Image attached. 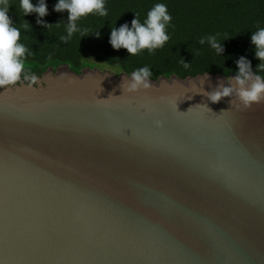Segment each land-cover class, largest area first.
Masks as SVG:
<instances>
[{
	"label": "water",
	"instance_id": "95a60500",
	"mask_svg": "<svg viewBox=\"0 0 264 264\" xmlns=\"http://www.w3.org/2000/svg\"><path fill=\"white\" fill-rule=\"evenodd\" d=\"M251 77L133 88L64 65L0 89V264H264V99L239 96Z\"/></svg>",
	"mask_w": 264,
	"mask_h": 264
},
{
	"label": "trees",
	"instance_id": "16d2710c",
	"mask_svg": "<svg viewBox=\"0 0 264 264\" xmlns=\"http://www.w3.org/2000/svg\"><path fill=\"white\" fill-rule=\"evenodd\" d=\"M40 2L30 0L33 6H39ZM43 2L47 11L43 17L34 12L23 16L18 9L19 0H12L9 9L13 26L21 28L18 42L26 47L27 67L20 80L41 77L48 68L57 70L64 65L81 73L88 59L119 67V73L126 74L147 67L148 78L157 81L162 76L187 79L208 73L237 77L238 62L244 58L250 65V75L264 77V71L259 70L262 62L255 56L251 41V35L264 27V0H105L108 16L92 14L81 18L77 22L81 31L71 38H67L66 32L67 11H54L58 0ZM157 3L167 5L172 17L166 28L167 43L135 56L124 48L114 49L110 44L112 28L118 30L123 25L131 28L135 13H139L143 23ZM210 38L219 44V50L211 47Z\"/></svg>",
	"mask_w": 264,
	"mask_h": 264
},
{
	"label": "clouds",
	"instance_id": "9594fccd",
	"mask_svg": "<svg viewBox=\"0 0 264 264\" xmlns=\"http://www.w3.org/2000/svg\"><path fill=\"white\" fill-rule=\"evenodd\" d=\"M13 6L12 0H0V89H7L17 84L21 79V73L26 69L24 54L26 47L18 41L21 38V28L13 26L9 18V9ZM19 11L26 16L30 13H37L40 17L47 14L46 5L41 0L39 6H33L30 0H19ZM54 11L68 13V24L66 27L67 38L80 32L77 22L89 15L107 17L108 10L105 7V0H58ZM172 17L167 11V5L155 4L147 13V18L141 23L139 13H135L131 28L127 25L121 26L118 30L113 27L110 35V44L114 49L124 48L129 54L135 56L139 52L147 49L152 52L162 48L169 40L166 32L167 26L171 23ZM28 28L27 24L23 25ZM65 39V37H62ZM251 41L255 46V56L262 62L259 70L264 71V27H260L251 35ZM204 41L201 40V43ZM211 47L219 50V44L214 38H210ZM239 74L236 77L237 83L241 86L252 79L250 75V65L241 58L238 62ZM150 76L147 67L140 68L132 73L135 88L137 85ZM29 80V86L36 83V77H24ZM144 87H148L145 83ZM231 89L225 88L222 92H217L211 96L213 102L219 101L222 96H228ZM241 101L245 106H250L254 102L264 99V77L255 76L254 82L248 88L241 87L239 92ZM101 103L107 101L101 100Z\"/></svg>",
	"mask_w": 264,
	"mask_h": 264
},
{
	"label": "rangeland",
	"instance_id": "374dc122",
	"mask_svg": "<svg viewBox=\"0 0 264 264\" xmlns=\"http://www.w3.org/2000/svg\"><path fill=\"white\" fill-rule=\"evenodd\" d=\"M87 66L85 68H97L100 70H108L114 73H119L120 72V68L119 67H110L109 65H107L106 63H101L98 62L96 60H92V59H88L86 60ZM84 68V69H85Z\"/></svg>",
	"mask_w": 264,
	"mask_h": 264
}]
</instances>
